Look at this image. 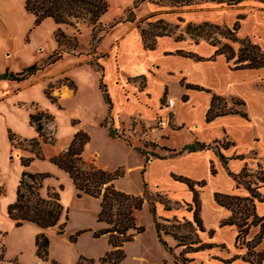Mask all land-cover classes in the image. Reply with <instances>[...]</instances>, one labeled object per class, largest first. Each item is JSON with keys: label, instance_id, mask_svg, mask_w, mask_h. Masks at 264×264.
Returning a JSON list of instances; mask_svg holds the SVG:
<instances>
[{"label": "trees", "instance_id": "obj_1", "mask_svg": "<svg viewBox=\"0 0 264 264\" xmlns=\"http://www.w3.org/2000/svg\"><path fill=\"white\" fill-rule=\"evenodd\" d=\"M247 0H133L132 4L125 9V15L115 18L113 21L103 23L101 17L109 9L108 0H25L24 9L34 16L33 27L39 26L45 19L50 18L57 25L53 31V37L56 41V47L41 62L33 63L14 71L6 68L0 72V81L9 80L14 82L25 81L36 75L39 71L64 58L66 54L81 55L79 50V36L82 33V25L89 28V50L86 53L89 56L88 64L99 74V89L102 98L107 105V115L100 122L101 126L108 129L111 137L124 141L131 145L129 140L124 139L123 131H119L113 126L114 117L113 99L110 95L108 85L105 82V66L99 61L100 58L107 56L106 53L99 52V46L103 36L110 32L117 24L122 22H135V10L143 3L149 2L160 8H167L165 13H176L182 8L198 5L203 2H212L224 4L229 7H238ZM264 3V0H258ZM162 12L152 13L136 22L143 47L147 50L156 48L157 40L162 36H173L176 41L189 38L193 43L198 44L205 40L215 47L214 53L209 57H204L193 51L176 50L174 53L191 58L196 61L214 60L217 55H223L232 69L260 68L264 67V48L248 37L239 38L237 30L240 20L245 18V14L239 13L233 27L221 26L216 23L203 21L201 23L187 22L182 29L180 22H184L181 16H178V23H171L159 17ZM219 33L225 39L237 42L239 46L233 47L230 43L222 41L214 34ZM130 80L145 79L144 75L129 78ZM187 88L205 90L211 93L209 108L205 114V121L210 122L216 117L227 114H240L247 117L243 111L244 100L233 97L232 104L229 105L227 99L211 90L199 85L184 83ZM73 88L76 86L73 84ZM45 97L54 105L57 104V97L52 93L49 87L43 90ZM166 92L163 95L165 99ZM187 96H183L186 100ZM21 106V105H20ZM54 115L46 110L35 108L28 112V123L35 129L36 136L24 138L19 136L11 128L7 129V137L10 145L20 148L28 154L20 156L21 173L15 191V198L6 208L8 218L14 222L15 227H20L24 222H32L40 227L41 231L35 235L34 245L35 253L41 259L36 264H44L48 260L50 239L45 233V229L57 227V233L62 234L69 220L68 210L64 207L60 198V190L63 185L45 186L44 180L53 176L50 172L36 171L29 169L35 159L43 160L45 156L42 151L43 143H52L54 139L45 131V122L54 120ZM77 121H73V124ZM173 129H179L182 126H173ZM90 141V135L83 129L77 130L66 148L59 151L49 158V161L58 168L66 172L76 188L77 195L86 194L100 200V209L96 221L103 226L98 229H88L92 231L93 237L107 235L108 243L111 249L99 258L101 264H120L126 257L124 245L132 241L134 237L145 231V226L137 223V213L147 203L152 221L155 227V233L158 241L170 252L176 263L192 264L194 254L200 251L208 250L214 247L220 250H228L224 243L212 241L214 229L206 230L201 217V198L200 190L206 185V180H192L186 176L171 173V177L184 183L192 193L191 200L176 201L168 197L166 193L159 190L150 191L148 182H143L142 194H132L118 189L115 186V180L123 176L124 169L119 167L113 171L106 170L97 166L94 161H88L84 158L83 152L85 146ZM153 143V142H152ZM231 141H222L215 139L212 142H203L195 138L192 142L184 144L179 148L163 146L170 155L181 154L185 151L194 152L203 149H215L222 162L226 163V157L222 154L219 147L227 148ZM134 148L143 154L144 149L139 146ZM158 158L163 156L158 153H150ZM242 157V155H237ZM149 159L147 155L145 160ZM146 162L142 169V174L146 170ZM228 173L238 182L243 184L249 191V196H238L229 193L215 192L214 199L218 205L231 211L228 218L221 219L219 226L235 225L237 233L234 245L245 250L241 254H233L230 257H215L224 263L241 259L251 264H263L264 247L256 249L264 238V217L256 213V202L264 201V195L259 188L264 184V172L258 164V169L251 172L245 166L239 173L231 172L226 167ZM210 171L216 173L214 164L211 162ZM157 204L162 205L165 211L177 209L184 206L191 213V219L177 215L160 216L157 213ZM63 219V220H62ZM252 226H259V232L252 238L247 239V235ZM86 229L78 230L70 236V241L75 242L78 236ZM207 231L209 241L201 237V233ZM169 236L175 240V246L169 245L166 237ZM175 247H181L179 252H175ZM4 247L0 253V264L4 260ZM17 264V262H15ZM58 264L57 262H53ZM75 264H95V258L79 255Z\"/></svg>", "mask_w": 264, "mask_h": 264}, {"label": "crops", "instance_id": "obj_2", "mask_svg": "<svg viewBox=\"0 0 264 264\" xmlns=\"http://www.w3.org/2000/svg\"><path fill=\"white\" fill-rule=\"evenodd\" d=\"M132 1L133 0H126L121 7H127L128 5L132 4ZM24 2L25 0H0V55L2 54V56L6 58L10 55V52H8V50H17L16 45L20 44L23 49H28V47H32L34 52H38L39 55H43L41 59H44L56 47V41L53 37V31L57 27V25L53 22L52 19H45L39 26L35 27L32 30L30 42H24V37L26 33L30 29H32L34 22V16L24 9ZM260 3L261 9L257 10L262 15H264V3ZM152 6H154V4L149 2H143L137 9L141 12L140 14L147 13V16L152 13L161 11L159 9L157 11H154V9H152ZM229 9L238 10L240 8L229 7ZM107 12L101 17L102 22L104 21L103 18H105ZM161 12L165 13L164 11ZM175 14L177 20L176 23H178V16H181L184 19V17L181 15V10H179ZM238 14L239 13H237L235 16V21ZM247 18L248 17L245 14V18L240 20L239 28L237 30V36L238 31L241 30L243 27V25L241 26V21L245 22ZM187 22L189 21H185L184 19V22H180V26L181 23L186 24ZM43 28H45L46 33H43L42 35L41 32ZM86 28L88 29L87 26ZM256 28L258 27H255V29ZM244 35V37L250 38L249 36H247V34ZM49 38L50 43L48 44L47 41ZM186 40H190L192 42V40L189 38H186L185 40L181 41H176L173 36H162L158 38L155 49H144L140 32L136 27V23L134 22L119 23L110 32L106 33L103 36L99 48L102 53H106L108 56L109 52L107 51H111L112 47L117 45L116 63L118 66L120 64L118 63L119 53H122L124 51V48H126L128 44H136L140 48V56L142 57L135 59L134 63L132 64L131 71L126 73L123 78L118 75L114 76L115 78L119 79L118 83L114 82L115 78L113 77V85L118 87L122 95L120 100V106H133V110L129 112L128 118L125 119L118 114L116 109V103L114 101L112 111L114 121H120L124 123L125 126H128L131 124V119L135 118V120H138V122L135 124V129L140 130L142 126L141 123H143L146 127H151L155 119L157 118L168 119L169 121V113L173 111L174 123L182 127L179 129H172L171 126L168 125L167 127L159 129L157 131L158 134H160V137L158 139L161 138L162 134H165L166 136L162 137L163 141H158L160 147L167 146L172 148H178L183 146L184 144L192 142L195 138L200 141L209 143L214 141L215 139L221 138L222 136H226V139L228 141H231L232 144H230L227 148L219 147L222 154L226 157V163L224 164L219 158L218 154L215 151L216 148L203 149L194 152L185 151L177 155H170L167 153L168 151L165 153L161 152L160 154L163 156L162 158L150 157L146 162L145 156L142 152L136 150L134 146L127 145L125 142L117 138L111 137L108 133L107 127L100 125V122L107 115V105L105 102V111L96 121H93V125L96 126L102 132V143L98 144V147H94L92 143L95 139V136L92 134V131L88 129V131L90 132V141L88 142L89 145L87 143V145L85 146L83 156L86 160L94 161L97 166L104 169L114 170L119 166L122 167L124 169V175L118 178L115 183L117 188L129 193H133L132 189L130 188L132 172L134 171L138 173L140 179V172L142 174V169L145 162L146 171L144 173V179H140V186L139 189L134 192L135 194H142L143 182L145 180L150 184V186H153L154 188H160L168 191L169 195H171L170 191H174V193H179L182 196L181 201L183 199L186 201H190L192 193L188 190L187 186L184 183L174 180L171 177V173L183 175L196 181L203 179L206 180V185L200 190V198L202 203L201 217L203 219V224L206 230L214 229L212 241L216 243L226 244L228 250H220L219 248L214 247L200 252H206L207 255L214 254L208 256L227 258L233 254L243 253L245 247L240 248L234 245L235 236L237 233V227L235 225L219 226V221L221 219L228 218L231 215V211L217 204L214 199V193L223 192L242 197L250 195L247 188L243 184L238 183L233 178V176L228 173L226 167H228V169L233 173H239L245 166H247L251 172H255L258 168V164H260L264 172V104L261 92L262 88L264 87V84H259V80L264 77V67L256 69H232L229 66V63L226 61L225 57L221 54L217 55L214 60L209 61H196L191 58L175 54L174 52L178 49L185 50L183 49V44L184 42H186ZM45 44L48 47L47 50L46 48L44 49ZM212 47L213 51L210 55H212L215 50V47ZM40 48H42V50H39ZM16 50L15 54H18V50ZM68 55L69 54H66L63 59L48 66L46 69H44V71H40L42 72L41 74L51 75L56 73V76L67 75L73 78L76 82L77 78L74 74H72V69L75 67L89 65H77V57L73 55L67 57ZM210 55H208L207 57H209ZM110 57H112V55H110ZM120 62L122 61L120 60ZM103 65L105 66V63ZM217 65L220 66L219 70L216 69ZM6 68L8 67L6 66L4 70ZM233 74H242L243 78H234ZM141 75L145 76V79L142 83L139 81V79H129ZM171 75L177 76L178 83L181 87V90L177 94H173L169 88L168 79ZM246 75L251 76V81H248L245 78ZM33 78H36L35 75L25 81L15 82L17 84L15 87L16 89L12 90L11 92L14 93L16 91H19L24 85H28L24 82H31L30 80H34ZM182 80L184 81V83L199 85L211 90L212 92H216L224 96L228 100L229 104H232L231 99L233 97H238L244 100L245 104L242 109L244 112H246L247 117H243L240 114H227L216 117L210 122H206L205 114L210 105L211 93L205 90L187 88L182 85ZM2 81L4 80L0 81V85ZM39 81L41 82V88L44 89L47 84V81L41 79ZM154 85L157 86V90H155L156 93L153 92ZM252 87V94H248V90L252 89ZM165 92L166 97L168 95V97L173 98L175 101L174 106L172 108L167 105L166 97L165 99L163 98ZM77 93L78 86L75 92H73L69 88H65L63 90V96L65 99L74 98L76 97ZM184 95L187 96L186 100H183ZM1 96L2 95H0V99ZM250 98L253 99V106L257 108V111L254 114H251L248 110ZM46 100L47 102L49 101L47 98ZM52 105L54 106V104ZM181 108H186L188 110L190 109L192 112H194L195 110L200 111L201 119L196 120L190 113L182 115L180 113ZM44 109L49 110L46 107H44ZM81 128L85 129L86 127H84L80 122L73 128L72 132L70 133L69 137L65 142H61L58 147H55L53 151L48 152V159L54 154L58 153L66 145H68L73 137V134ZM182 130H186L187 132V135L184 136L182 142H180L179 144L171 143L170 140L179 131ZM101 146H103V148L105 149L104 151L107 154V162L101 160ZM237 155H242V157H237ZM38 160L39 159H35L31 163L29 167L30 170L33 164ZM211 162L214 164V167L216 169L215 174H212L210 171ZM51 165L52 168L49 169L51 172L56 173V171L54 170L55 168L57 170L62 171L63 173H66L62 169L58 168L55 164ZM58 183L59 179H56L54 177H49L44 180V184L46 186H56ZM259 190L262 195H264V184L259 188ZM176 201L178 200H174V202ZM144 206H146V204H144ZM144 206L137 213V223L140 225H142L143 223L140 220V214L142 212H146L147 210L144 208ZM173 211L175 212L176 209L164 212L172 213ZM205 211H207V213L210 215L208 216V219L205 217ZM256 213L259 216L264 217V201L256 202ZM96 223L97 226H103L102 223H98L97 221ZM26 224L30 228L31 239H35V235L41 231L40 227L32 222H24L23 226H25ZM152 224L154 226L153 221ZM51 228L53 227L44 230L49 239L50 234L48 233V231ZM259 230V226H252L247 235V239H252L259 232ZM144 232L136 235L132 241L125 243L124 248L126 251V257L120 264H162V262L164 261L165 264H178L175 262L174 257L168 252L167 255H163L162 258L157 262L154 259H151L150 248L148 245H145L143 243L144 241H142V236ZM202 233L207 234V231ZM223 233L225 234L224 237L222 236ZM89 234L91 235V233ZM205 241H209V238H207V240ZM93 242L95 243L93 245V251H81L86 256H93L94 258H96L97 260L95 264H101L98 258H100L108 250L111 249V246L108 243V237L107 235H101L100 237H95V240ZM51 244L52 241L50 240L48 260L45 261L44 264H53V255L50 253ZM263 247L264 238L262 242L256 247V249L259 250ZM35 249V245L33 244L34 255L32 261L26 264H36L41 261V259L36 255ZM78 253L79 251L77 250L74 257L72 258V264L76 263ZM17 259V264H25L21 261L20 258L17 257ZM211 259L212 262L210 264H251L241 259H236L229 263H224L219 259L213 257Z\"/></svg>", "mask_w": 264, "mask_h": 264}, {"label": "rangeland", "instance_id": "obj_3", "mask_svg": "<svg viewBox=\"0 0 264 264\" xmlns=\"http://www.w3.org/2000/svg\"><path fill=\"white\" fill-rule=\"evenodd\" d=\"M108 1L110 7L105 18H103V23L111 22L115 18L121 15H125V9L129 6L128 5L125 8L121 7L126 0ZM260 5L261 3L258 0H247L237 7L240 9L234 10L229 9V6H226L224 4L203 2L198 5H192L190 7L182 8L181 15L184 17L185 21H193L198 23L204 20H208L213 23L232 27L235 21L236 14L244 13L248 18L245 22L241 21V26L243 25V27L241 30L238 31V37H244V34H247V36H249L253 41L259 43L262 47H264V15H262L258 11L259 9H261ZM152 9H154V11H157L158 9L161 11L167 10V8H160L156 5L152 6ZM140 13L141 12L138 11V9L135 10L136 21L134 23L147 16V13ZM159 17H163L171 23L177 22L175 13H162L159 15ZM181 27L183 29L185 27V23H181ZM255 27L258 28L255 29ZM45 28H43L44 30L42 29V35L43 33H46ZM33 29L34 28L30 29L26 33L23 40L24 42H30L31 33ZM214 35L219 38L222 43L228 42L235 48L239 46L237 42L229 41L219 33H216ZM89 38V28L87 29L85 25H82V33L79 36V50L82 51V54L76 55L77 65L88 64L89 56H87L86 53L89 50ZM47 43H50V38L48 39ZM16 47L18 50V54H15L16 49H10L8 50V52H10V55L6 58H4L2 54L0 55L1 72L2 70L4 71V68L6 66L10 70L17 71L31 63H38L43 60L41 59L43 55H39L38 52H34L32 47H28V49H23L20 44L16 45ZM45 48L46 50L48 49L46 44L44 45V49ZM183 49L187 51L198 52L199 54L204 55L205 57L210 55L213 51V47L209 45L206 41H202L199 44H194L190 40H186V42H184L183 44ZM39 50H42V48H40ZM98 51L101 52L100 48L98 49ZM116 51L117 45L112 47L111 51H107L109 52V55L107 57H102L99 59V61L103 64L105 63V82L109 86L108 88L113 102L115 101L116 103L117 112L121 117L127 119L129 112L133 110V106H120V100L122 95L118 87L113 85V77L118 75L123 78L126 73L131 71V67L135 59L141 57V51L136 44H128L126 48H124V51L122 53H119V66L116 63ZM110 55H112V57H110ZM70 56L71 54H69L67 57ZM120 60L122 62H120ZM219 65L216 66L217 70L220 69ZM71 72L77 78L76 82L73 78L67 75L56 76V73L51 75L41 74L42 72L39 71L35 75L36 78H33L34 80H30L31 82H24L28 85H24L19 91H16L14 93L11 92L12 90L16 89L15 87L17 84L14 81L4 80L1 82L0 95L2 96L0 99V253L2 252L3 247L5 249L4 260L2 261V264H16L15 262H18L17 257L20 258L21 261L26 264L32 261L34 255V239H31L29 226H27L26 224L25 226L22 225L21 227H15L14 222L8 218L6 213L7 205L15 198V191L21 173L20 156L23 154H28L26 151H23L20 148L12 147L10 145L7 137V129L11 128L19 136L24 138H31L36 136L35 129L28 123L27 110L29 112L30 110L32 111L35 108L44 109V107H46L49 109L48 111H50L55 117L54 120L45 122L44 125L46 133L51 136L54 141L52 143L42 144V151L45 156V159H43V161H36L31 167V171L33 172H50L53 175L51 177L59 179V183L56 186H58L59 184L63 185V189L60 190V198L62 204L68 210L69 220L62 234L57 233V227H53L48 231V233L50 234V240L52 241L50 251V253L53 255L52 263L57 262L58 264H72V258L74 257L77 250L79 251L78 256L81 254L86 256L81 250H84L86 252H89L91 250L93 251V245L95 244L93 241L95 240V237H93L92 231L88 229L94 230L102 227L97 226L96 223L97 214L99 212L100 200L98 198L86 194L78 196V191L75 189L72 181L66 173H63L62 171L57 170L55 168L54 170L56 171V173H53L49 170L50 168H52L51 164L53 163H51L48 159V152L53 151L55 147H58L61 142H65L69 137L70 133L72 132L73 128L80 122L84 127L87 128H83V130L87 131L90 135V132L88 131V129H90L92 131V134L95 136V139L92 143L94 147H98V144L102 143V132L96 126L93 125V121H96L105 111V103L98 89L99 74L98 72L94 71V69L91 68L90 65L75 67L72 69ZM233 77L241 79L243 78V75L233 74ZM245 78L248 81H251L250 75H246ZM40 79L47 81V84L44 89L46 87H49L52 93L57 97L56 105L53 106L49 101L47 102L46 97L43 94L44 89L41 88V82L39 81ZM168 80L170 91L173 94H177L181 90V87L177 80V76L171 75ZM118 81V78L114 79V82L118 83ZM139 81L142 83L141 79H139ZM73 84L76 86V89L78 86V93L76 97L65 99L63 96V90L65 88H69L73 92H75L76 89L72 87ZM259 84H264V77L259 80ZM156 87V85H154L153 87L154 93H156ZM251 90H253V87L252 89L248 90L247 93L252 94ZM261 92L264 104V87L262 88ZM167 98L168 95L166 97V100ZM251 99L252 98H250L248 110L251 114H254L257 111V108L253 106V99ZM189 110L186 108H181L180 113L182 115L190 113L196 120L201 119L200 111L195 110L194 112H192L191 110ZM169 118L170 119L167 125H161L160 120L162 118L155 119L151 127H146L143 123H141L142 126L140 130L135 129V124L138 122V120H135V118L131 119V124L128 126H125L124 123L120 121H114L113 126L117 127L119 131L124 132V139L129 140L132 146H139L144 149V156L146 157L148 155L150 158L155 157L153 155H150V153L160 154L161 152H167V150H165L163 146L160 147V145L158 144V141H163L162 137L166 136L165 134H162L161 138L158 139L160 137V134H158L157 131L163 127H167L168 125L171 126V124H173V126H178L174 123L173 111L169 113ZM73 121L77 122L73 124ZM186 133V130L179 131L170 140L171 143L179 144L184 139V136L187 135ZM218 139L222 141H228L226 139V136H222ZM67 146L68 145H66L64 148H66ZM101 147L103 148V146ZM102 148H100L102 152L101 160L107 162V154L104 151L105 149ZM167 153L169 154V152ZM141 178L144 179V174H141L140 172V179ZM140 179L138 173L133 171L130 181V188L133 191L132 194H135L134 192L139 189L140 181L142 180ZM149 189L152 192L159 190L163 193H166L168 197L172 200V202H174V200L181 201L182 196L177 192L174 193V191H170L171 195H169L168 191L160 188H154L153 186H150V184ZM145 204L146 206H144V208L147 210L146 212H142L140 214V220L143 222L142 225L145 226V232L143 233L142 241H144L143 243L145 245H148L150 248V258L154 259L157 262L162 258L163 255H167L168 251L163 247L161 243L159 244V241H157L155 237L154 226L152 224L149 208L147 203ZM163 210V206L157 204V213L160 216L171 217L172 215H177L179 218L185 216L191 219V213L188 212L184 206H180L176 209L175 212L173 211L172 213H165V210ZM208 216L210 215L207 213V211H205V217L207 219ZM83 229H86V231L82 232L75 242L70 241L71 235H73L76 231ZM89 233H91V235ZM200 235L204 240H207L208 236L206 233H201ZM224 235L225 234L223 233L222 236L224 237ZM166 240L169 245L175 246L176 242L171 237L167 236ZM180 249L181 247H175L174 250L175 252H179ZM208 255L206 254V252H197L194 254H189V256L194 257L192 264H210L212 262L211 258H215L216 256ZM87 257L94 258L93 256ZM96 260L97 259L95 258V262ZM162 264H165V261L162 262Z\"/></svg>", "mask_w": 264, "mask_h": 264}, {"label": "built area", "instance_id": "obj_4", "mask_svg": "<svg viewBox=\"0 0 264 264\" xmlns=\"http://www.w3.org/2000/svg\"><path fill=\"white\" fill-rule=\"evenodd\" d=\"M166 103L170 108H172L174 106L175 101L173 98L168 97ZM160 121L161 125H167L168 123V119H161Z\"/></svg>", "mask_w": 264, "mask_h": 264}]
</instances>
